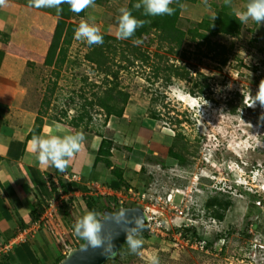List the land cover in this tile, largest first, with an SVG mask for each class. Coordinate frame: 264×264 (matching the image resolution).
<instances>
[{
  "label": "rangeland",
  "instance_id": "1",
  "mask_svg": "<svg viewBox=\"0 0 264 264\" xmlns=\"http://www.w3.org/2000/svg\"><path fill=\"white\" fill-rule=\"evenodd\" d=\"M128 1L94 4L85 9L83 19L95 24L102 34L116 38L118 10ZM6 2L16 6L11 12L0 6L12 16L11 48L17 56L26 55L36 63L24 74V84L40 119L68 124L70 118L88 112L91 120L85 119L80 127L86 139L93 137L95 147L99 135L112 139L115 157L120 154L117 163L128 170L133 196L122 193L124 207H139L149 214L151 209L165 226L162 228L169 229L168 235H163L155 230L151 233L149 226L136 253L127 245L118 261L104 264H150L152 256L158 257L159 264H264V107L248 106L249 93L255 95L264 79V23L249 20L236 37L211 38L213 46L217 43L227 48L223 56L220 49L209 50L208 45L190 40L170 49L172 46L148 32L135 43L147 57L129 63L121 61L126 45L111 42L116 52L108 69L116 77L109 74L105 79L84 59L88 44L75 37L62 66H44L43 54L57 22L56 9L29 7L28 0ZM222 3L224 0H198L184 4L181 28L212 18L214 5ZM246 3L231 0L230 7L236 14ZM174 68L183 78L173 75ZM114 83L130 95V102L122 119L106 120L102 110L89 102ZM154 113L158 119L151 118ZM170 147L181 152L184 164L180 166L168 156ZM98 188L101 194L102 188ZM245 192L257 197H246ZM215 197L230 201L227 209H219L221 220L212 216L218 208L205 205ZM78 201L74 199L73 209L67 208L71 227L86 214L84 203ZM116 201L104 196L103 205L112 207ZM58 205L57 201L56 210ZM246 216L252 222L247 230ZM189 228L195 229L200 240L213 241V249L196 250L170 242L174 233L191 236L185 232ZM37 234L35 240L30 239L36 243L33 250L37 255V244L43 242L50 245L53 258L63 255L66 246L60 239L68 240L63 230L56 238L45 232ZM217 234L224 240L214 241ZM73 245L71 249L80 247Z\"/></svg>",
  "mask_w": 264,
  "mask_h": 264
},
{
  "label": "trees",
  "instance_id": "2",
  "mask_svg": "<svg viewBox=\"0 0 264 264\" xmlns=\"http://www.w3.org/2000/svg\"><path fill=\"white\" fill-rule=\"evenodd\" d=\"M110 0H95V5L98 6H105L108 4ZM198 0H174V3L170 5V7H173L175 9L174 13L172 15H163V16H145L142 15V9L141 10H135L132 5L138 0H129L125 7L132 10L133 16H135L139 20L145 21L142 27H139L134 36L126 39V40H118L116 38H112L110 36H107L105 34L101 35L103 36V43L99 45H88V51L84 55V59L92 64L95 65L98 71L104 74L105 79H107V76H114L116 77V74L111 73L108 69L109 63L111 60H113V57L115 56L116 52V46L111 42H119L121 44L126 45V54L124 52L121 53V61L125 62H133L134 60H140L144 61L145 56L144 52L140 50L139 46L135 45L136 40H139L143 37V35L147 34L148 32H152L155 35H157L159 41L169 44L170 49L173 47H180L185 40H190L191 42H197L200 44L208 45L209 50L213 49H220V56L227 55L228 50L225 46H222L220 44L215 43L213 46L211 38L218 36V35H226L229 37H236L239 35L242 27L243 22H241L237 15L232 11L230 5L222 3L221 5L215 4L213 7V17L202 19L198 23H196L194 26L182 29L180 25V13L182 10V7L184 4H195ZM63 8V12L60 15L57 16V22L56 26L52 35V38L50 40V43L48 45L43 65L46 67H53L54 64L57 66H62L67 59V50L73 40L74 37V29L78 26V22L81 21L84 17V11L80 12L79 14L73 13L69 10L68 5L64 4L61 6ZM4 36L5 39L3 40L4 43H7L8 41V35L1 34ZM118 43V44H119ZM213 46V48L211 47ZM124 51V50H122ZM130 58H132L130 60ZM224 61V60H223ZM173 66H170V69H172ZM174 76L182 77L183 75L179 74L177 71V68H174ZM170 78V77H169ZM117 83H114L113 86H109L108 88H105L102 96H99L94 100V102L90 101L89 105L93 107L94 105L97 106L98 110H102L101 112L104 114L105 119H109L111 117H114V119H122L123 112L125 107L130 102V95L126 92L121 91L117 88ZM152 119H158L157 114L151 115ZM90 121L91 116L88 112L82 113L81 115H77L74 118H70V121L68 122L70 125H72L75 128H80L82 123H84V120ZM42 124V120L36 119L35 125L32 129V133H30L28 136L29 138L32 137L34 134L40 133V127ZM86 129V128H85ZM34 130V131H33ZM99 145L95 154L94 163H93V170L97 169V167L100 168H109L110 169V178L107 183V188H110L111 190H121L124 189L126 191L130 188L129 186V180H128V170L127 169H120L113 165L112 163V149H113V140L104 138L103 136L99 135ZM168 156L172 158L178 165H182L185 162L184 157L182 156L181 152L179 150H176L174 147H170L168 149ZM70 175L72 173H69ZM79 179V178H78ZM77 181V180H73ZM61 189L56 191L54 187H51V189L54 188L55 200H59V197L61 194H69V199L66 201H63L60 206H58V213L60 215V221L62 222L63 226L66 228H71L68 224L69 220V214L68 209L72 207L74 204V199H76L73 196L74 191L78 190V187L75 186V184H61ZM84 192L90 191L88 188L83 189ZM61 194H60V192ZM93 193L96 192L95 190H92ZM246 197L256 198V194L249 195L245 192ZM115 197H111V199ZM51 200V199H50ZM104 196L98 195L97 196H87L84 197V205L86 207V213L90 210H94L98 213L97 220H101L103 218V212L105 210H109L111 212H117L119 209V205L117 201L112 205V207H107L103 205ZM47 201H44L43 203H37V208L31 212V221L36 222L39 220L44 207L47 205ZM205 205L207 207H216L218 210L212 214V216L217 219L221 220L223 218V214L219 212V209L222 211L227 209V207L230 205V201L228 199L222 200L215 198H210L205 202ZM253 205V204H252ZM205 207V206H204ZM68 208V209H67ZM67 211V212H66ZM61 212V213H60ZM249 215V214H248ZM251 217L246 216L244 218V228L246 229L248 225L252 224L250 222ZM21 228H24L22 225ZM247 230V229H246ZM245 230V232H246ZM185 232H190L193 237H195L197 240L201 241L199 238L196 237V232L194 228H189L185 230ZM140 237L143 239H146L148 236V228H146L144 231L139 232ZM224 236L222 234H217L214 241L217 240H224ZM247 238L249 235L246 236ZM203 241V240H202ZM83 243V240H81L79 246H81ZM4 245L6 243H3ZM1 244V245H3ZM46 247L44 249H40L39 247V255L33 250L32 243L30 240L15 246L7 252L6 254L0 255V264H57L62 258L63 255L57 256L53 258V251L49 247V244L45 242ZM127 243L124 242L117 250L116 254L109 258L106 262L109 261H118L120 259L119 255L122 253L124 249L127 247ZM206 250L213 249L214 242H205L204 245Z\"/></svg>",
  "mask_w": 264,
  "mask_h": 264
},
{
  "label": "crops",
  "instance_id": "3",
  "mask_svg": "<svg viewBox=\"0 0 264 264\" xmlns=\"http://www.w3.org/2000/svg\"><path fill=\"white\" fill-rule=\"evenodd\" d=\"M4 8L11 12L16 6L12 7V4L6 2ZM8 13L3 8L0 9V32L8 35L7 43L3 42L5 37L0 35V248L1 244H7L22 229L21 225L25 228L33 223L30 214L37 208V203L53 199L54 188L57 192L62 190L61 184H75L78 190L74 191L73 196L76 201L80 199V203L87 196L98 194L116 197L125 192L124 189L107 188L105 183L110 178L109 168L97 167L94 172L93 163L99 142L95 147L91 143L94 141L93 137L87 140L82 129L69 123L51 122L42 120L41 117L39 133L41 136H63L77 131L84 133L85 140L81 150L70 160L69 166L61 172L37 161L28 135L32 133L35 121L41 115L39 110L34 109L30 92L24 84V74L36 63L26 55L17 56L11 48L14 33L9 32V28H12V16ZM111 153L113 165L124 169V166L117 163L120 154L115 157L113 150ZM69 173L79 179L68 180L66 175ZM98 187L102 188L101 194ZM85 188L90 191L84 192ZM92 190L96 192L93 193ZM31 243L33 248L36 243L33 240ZM37 245L40 249L46 247L44 242Z\"/></svg>",
  "mask_w": 264,
  "mask_h": 264
},
{
  "label": "clouds",
  "instance_id": "4",
  "mask_svg": "<svg viewBox=\"0 0 264 264\" xmlns=\"http://www.w3.org/2000/svg\"><path fill=\"white\" fill-rule=\"evenodd\" d=\"M173 3L174 0H138L132 7L138 11L142 9V15L154 17L172 15L175 9L170 7V5ZM224 3L230 5L231 0H224ZM5 4L6 0H0V6ZM64 4L68 5L71 12L79 14L93 6L95 0H28L29 7L55 8L57 15L63 12L61 6ZM118 11L119 16L117 18L115 36L119 40H126L133 37L136 30L142 27L145 21L133 16L132 10L127 7H121ZM236 15L243 23H247L249 20L257 24L264 23V0H247L244 10L238 11ZM89 19L94 20V17H90ZM74 37L79 41L86 42L89 46L103 43L100 29L95 24L89 23L88 20L84 19H81L78 26L74 29ZM134 42L139 43L140 41L136 40ZM249 95V107H254L256 104L264 107V79L259 81L255 95L251 93ZM84 140L85 136L81 131L63 136H41L34 134L31 137L30 145L32 152L40 164L54 167L63 172L69 166L70 160L74 155L81 150ZM123 207H119V209ZM97 215L96 211L90 210L79 218L72 227L73 233L77 237L86 241L87 245L94 248L100 247L102 243L98 237L100 225ZM125 242L128 244L129 250L132 253H136L143 245V238L140 237V233H136L135 235L126 233ZM105 251L111 254V247L106 248ZM150 264H159L158 257H150Z\"/></svg>",
  "mask_w": 264,
  "mask_h": 264
},
{
  "label": "built area",
  "instance_id": "5",
  "mask_svg": "<svg viewBox=\"0 0 264 264\" xmlns=\"http://www.w3.org/2000/svg\"><path fill=\"white\" fill-rule=\"evenodd\" d=\"M66 178L70 179V180H78V177L74 174H67ZM60 192V191H59ZM124 194H128L130 196H133V191L131 188L127 189L125 192H123ZM61 194V192H60ZM121 194L116 195V199H117V203L119 205V207H123L124 204V198L121 196ZM69 194L65 195V194H61L59 197V200H55V199H51L47 202V205L44 207L43 212L39 218L38 221L33 222L30 226L22 228L20 231L17 232V234L5 245H2V247L0 248V255L1 254H6L7 252H9L10 250H12V248H14L15 246H18L30 239H34V236L39 235L37 233H46V235L48 236V234L52 237L58 236L59 234L62 233V230L64 231V233L67 234L68 236V240H63L60 239V241L64 244V246H66L65 250L62 252L63 255L67 254V252L75 247V245H73V243L75 242L76 244L78 243V245L81 242V238L77 237L74 233L73 230L71 228H66L63 226L62 222L60 221V215L58 213V206L61 205V203L63 201H66L69 199ZM59 202V205L57 206V210L55 209L56 206V202ZM168 201H170V199H168ZM179 215L182 214V211L179 210L178 208L174 209ZM151 212V214H149L148 212L147 215L150 218L148 224H147V228H149V226H151L149 228V230L151 231V233L155 231H158L160 234L163 233V235H168V228H162L165 226H162V222L161 220L157 221L156 216H154L155 214L152 212V210H149ZM52 220V221H51ZM49 223V224H48ZM54 223V225L52 224ZM55 224H58V226L54 227ZM152 224V225H151ZM155 225V226H154ZM153 226V227H152ZM50 230H53L54 232H50ZM58 231L60 232L58 234ZM53 233V234H52ZM185 235H182L181 232L178 233H174V236H172L173 244H176L177 246L180 247H190L192 249H196V250H204L205 247V242L204 241H199L197 240L195 237H193L192 235L184 237ZM68 244V245H66ZM73 245V246H72Z\"/></svg>",
  "mask_w": 264,
  "mask_h": 264
},
{
  "label": "water",
  "instance_id": "6",
  "mask_svg": "<svg viewBox=\"0 0 264 264\" xmlns=\"http://www.w3.org/2000/svg\"><path fill=\"white\" fill-rule=\"evenodd\" d=\"M150 218L139 207H123L117 212L105 210L99 220L100 247H91L83 240L79 248L71 249L57 264H104L125 242L126 233L135 235L146 229ZM111 247V254L105 249Z\"/></svg>",
  "mask_w": 264,
  "mask_h": 264
},
{
  "label": "bare ground",
  "instance_id": "7",
  "mask_svg": "<svg viewBox=\"0 0 264 264\" xmlns=\"http://www.w3.org/2000/svg\"><path fill=\"white\" fill-rule=\"evenodd\" d=\"M61 213V212H60ZM69 223V222H68ZM70 225V224H69ZM73 227V226H72Z\"/></svg>",
  "mask_w": 264,
  "mask_h": 264
}]
</instances>
